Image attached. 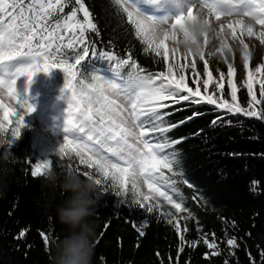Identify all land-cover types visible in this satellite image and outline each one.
Listing matches in <instances>:
<instances>
[{
    "label": "snow or ice",
    "instance_id": "6c2138e0",
    "mask_svg": "<svg viewBox=\"0 0 264 264\" xmlns=\"http://www.w3.org/2000/svg\"><path fill=\"white\" fill-rule=\"evenodd\" d=\"M116 2L126 13L127 22L134 26L135 37L146 46L144 51L160 58L166 70H147L131 51L126 50L121 56L114 49L98 48L97 40L89 33L98 37L100 29L93 22V14L85 0H75L74 4L73 0H0V145H13L26 127L25 117L35 111L27 101L18 100L16 81L27 77L31 83L38 72L62 69L66 73L68 106L65 137L55 155L60 161L66 160L67 164L59 163L57 167H66L67 171H75L82 178H94L102 193L112 189L114 195L121 198L118 203L122 206L135 205L147 214L161 212L168 218L167 223L179 233V219L170 210L162 211L163 205H170L175 213L188 211L184 217L186 221L192 218V212L183 202H178V193L182 186L192 188L193 185L183 175L185 154L178 147L187 137L174 138L169 134L202 113L193 112L192 116L173 123L168 117L174 112L168 110L188 102L215 106L227 114L264 120V63L249 66L252 53L245 39L254 38L264 44V0H189L174 19L148 15L134 0ZM143 2L163 10L177 0ZM66 8L68 12H65ZM200 9L205 14L204 25L213 31L202 33L198 52L181 54L176 46L181 39L196 42L191 39L188 26L199 22ZM210 34L219 45L208 55L219 53L227 64V91L225 73L220 71L219 78H214L205 58ZM169 41L173 44L171 48ZM234 48L241 52L247 69L244 83L250 99L246 106H242L238 98L236 67L226 55L232 54L234 61ZM182 59L187 63H181ZM197 59L203 61L204 79L196 71ZM85 61L90 65L91 61L105 62L107 66L95 69L96 74L85 79L81 67ZM189 67L192 69V85L185 72ZM257 85L260 98L257 97ZM10 117L15 120L11 129L9 125L13 121ZM222 119L217 117L212 123ZM53 164L52 158L34 161L31 175H44L53 169ZM251 184L254 191L259 181L253 180ZM129 197L131 199L125 205ZM147 224L145 219L143 226ZM108 226V223L104 225V231ZM133 227L139 236L145 235L135 222ZM187 230L185 224L184 231ZM24 234L22 230L20 237ZM40 235L46 250L50 243L58 244V236L43 231ZM103 235L102 231L95 246ZM179 239L181 246L177 251V262L179 254L184 251L183 245L188 243L183 235ZM198 243L191 241L190 246L195 247ZM203 243L209 249H217L215 240L209 243L203 238ZM226 243L232 248L239 247L235 236L228 238ZM156 254L159 256L158 252ZM219 254V250L212 253ZM248 256L251 264H256L250 252ZM99 259L104 261L105 258L101 256ZM168 259L171 262V256ZM259 264H264V250L260 252Z\"/></svg>",
    "mask_w": 264,
    "mask_h": 264
},
{
    "label": "trees",
    "instance_id": "16d2710c",
    "mask_svg": "<svg viewBox=\"0 0 264 264\" xmlns=\"http://www.w3.org/2000/svg\"><path fill=\"white\" fill-rule=\"evenodd\" d=\"M134 2L137 6L150 5L143 0ZM85 4L100 29L98 37L89 33L97 40L98 48L114 49L121 56L126 50L131 51L147 70H166L160 58L144 51L146 46L135 37L134 26L127 22L126 13L116 0H85ZM68 11L66 8L65 12ZM79 15L82 18V14ZM209 57L219 72L227 73V64L219 53ZM106 66L105 62L91 61L90 65L85 61L81 66L83 76L90 79L96 74L95 69ZM188 77L192 85L191 73ZM16 82L22 86L29 84L31 101L39 115L64 129L61 114H67L68 104L66 73L62 69L38 72L31 83L27 77ZM225 87L227 91L228 86ZM256 90L260 98L258 85ZM238 98L242 106L247 105L250 96L246 87L240 88ZM168 111L174 112L168 117L173 123L192 116L193 112L202 113L169 134L174 138L187 137L178 147L185 154L183 175L193 187L182 186L178 202H183L192 212L184 234L188 243L183 245L184 251L177 262L180 235L167 223V217L157 211L147 214L135 205L122 206L118 203L121 198L116 197L112 189L102 193L98 187V205L90 219L96 224V239L102 231L104 235L95 246L93 264H225L226 261L227 264H251L249 252L259 264L260 252L264 250V120L188 102ZM217 117L223 119L213 124ZM9 119L13 121L9 125L11 129L15 120ZM193 133L198 135L193 136ZM57 150L46 158L53 159V170L62 175L67 168H58L57 164L66 165L67 161H60L55 155ZM39 158L43 157L37 136L28 124L13 145H0V264H51L50 255L52 257L56 244L50 243L46 250L41 231L58 236L56 243L69 233L68 226L59 221L56 208L70 194L49 186L45 174L31 175L33 162H38ZM253 180L259 181L254 191ZM129 201H125V205ZM181 213L188 215V211ZM145 219L147 226H143ZM133 222L142 224L144 236H139ZM106 223L109 226L104 231ZM22 230L25 234L20 237ZM232 236L237 238L238 248L227 245V239ZM203 238L209 243L215 240L217 249H209ZM191 241L199 243L191 247ZM217 250L220 254L212 255ZM101 256L104 261L99 259Z\"/></svg>",
    "mask_w": 264,
    "mask_h": 264
},
{
    "label": "clouds",
    "instance_id": "9594fccd",
    "mask_svg": "<svg viewBox=\"0 0 264 264\" xmlns=\"http://www.w3.org/2000/svg\"><path fill=\"white\" fill-rule=\"evenodd\" d=\"M199 22L188 26L194 43L181 39L176 45L183 47L187 54L200 50V37L203 32L213 29L204 25L205 14L198 10ZM45 181L52 188H59L62 193L70 194L56 208L62 224L68 226L69 233L55 247L51 264H93L96 242V224L90 218L95 215L98 205V186L94 178H82L75 171H65L62 175L50 169L45 173Z\"/></svg>",
    "mask_w": 264,
    "mask_h": 264
},
{
    "label": "rangeland",
    "instance_id": "374dc122",
    "mask_svg": "<svg viewBox=\"0 0 264 264\" xmlns=\"http://www.w3.org/2000/svg\"><path fill=\"white\" fill-rule=\"evenodd\" d=\"M189 0H177V2L171 6L166 7L165 9L161 10L157 6L149 5L147 6H138L141 8L142 11H145L146 14L152 15L154 17H166L168 19H174L175 16L179 15L181 13L182 7L185 6ZM246 42L250 44V52L252 53V58L250 61V67L257 66L259 63H264V44H260L259 41L255 40L254 38H245ZM169 47L171 48L173 46L172 41H169ZM219 41L214 40L211 38L210 34V43L208 47L205 49V58L209 61V70L212 71L214 78H219V71L211 58L209 57L208 53L211 51H215L216 47H218ZM181 54L184 53L183 47L180 48ZM235 53V60L232 61V54L226 53V55L229 56L230 62L234 63V67H236L237 73H236V82L238 89L242 87H246L244 81L247 78V69L244 67L243 63V57L241 52L238 50V48H234ZM181 63H187V61L181 60ZM196 71L201 74V78H206V73L204 71L203 61H200L197 59V68ZM186 75L191 73V81H192V69L189 67L185 70ZM228 77L227 73L225 74V85H229L227 83ZM190 84V83H189ZM28 85L25 86L20 85L18 82L15 83V92L18 100L20 101H27L29 104H31L35 111L31 114L27 115L25 117V123L28 124L32 130L36 133L37 140H38V147H39V153L40 156L43 158L40 159H46L47 155L49 153H52L53 151L57 150L59 146L62 144L65 132L64 129H61L55 123L50 121L49 119H46L45 117H41L39 113L37 112L38 109L35 107V104L31 101V94L28 90ZM191 85V84H190ZM259 86V85H258ZM211 90V89H210ZM13 106H15L13 102ZM58 111V110H57ZM59 112V111H58ZM61 113V112H60ZM0 115H2V112H0ZM66 113L61 114V120L65 123ZM129 200L131 198H128ZM163 210H170L175 214L176 219H179L180 221V228L181 231L179 232V235L185 234L184 227L185 224L187 225V221L184 219L186 217L185 213H175V210L171 208L170 205L164 204ZM137 227H142V224H136Z\"/></svg>",
    "mask_w": 264,
    "mask_h": 264
}]
</instances>
